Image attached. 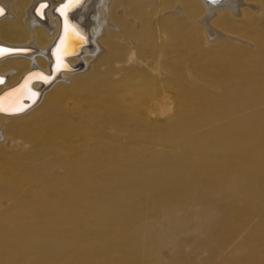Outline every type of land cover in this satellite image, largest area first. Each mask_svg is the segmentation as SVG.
I'll return each instance as SVG.
<instances>
[{"label":"bare ground","instance_id":"bare-ground-1","mask_svg":"<svg viewBox=\"0 0 264 264\" xmlns=\"http://www.w3.org/2000/svg\"><path fill=\"white\" fill-rule=\"evenodd\" d=\"M83 1L85 2L78 0V2L65 8V5L69 4V0H31L23 14L22 21L25 26L19 25L16 28L10 27V29L5 30L4 32V34L8 36L11 34V32L24 35V31L26 32L25 35H28V37L10 42L12 40L7 41L9 39H6L0 35V50H3V54H0V107L4 109V111H0V156L2 155V157L5 159V162L10 163L9 165L6 164V166L9 168L13 165L16 167L18 165L24 164L27 159H30L29 155L20 153L18 149L16 151L13 150V146L16 143L17 145L23 144L25 147L27 146L30 149H38V147L43 143H53L57 145L58 143L62 141L64 142L65 140L73 137V134L75 133L74 131L79 130L80 125L78 124H82V120L85 123H90L93 116L99 119L97 120V123H99L101 126V132L98 135L99 139L101 138L102 140V137L104 139L107 137V139L102 141L101 146H99L100 144L98 145L99 155L97 158H95L94 163L86 168L78 166L77 168L79 171L78 173L76 172L77 175L89 173L90 171L97 170L98 168L100 169V167H102L105 163H114L120 160V157L122 156V149H120L121 144L112 140L113 136H126L127 139L129 138L130 140L134 141L139 140L148 134H152L157 129L168 131L170 125L169 117L172 109L168 91V84L172 79L170 78L172 74L170 69L171 66L173 67V62L169 58L171 51L173 49H177L178 51L184 52L186 49H188V47L191 46V44L193 45V43L199 38L200 30L203 31V28L199 23L203 25L207 37L208 35L210 36V34H216L217 31L210 25L211 19H213L215 16H218L222 19H228L227 27L231 28V26L235 25V23H233L235 19L242 17L241 8L247 6V4H250L247 2V0H194V3L191 1L188 2L190 3V6H188L190 12H185V14H187L186 19L190 18V13H196V15L198 14L197 18L199 17V23H195V26H193L194 33L191 36L184 28V31L180 33L171 30L172 24H170L169 17L171 14L180 15L182 12H184V4L181 5L183 0H178L179 3L176 4L175 9H168L169 7L172 8V6H174L175 0H160V3L159 0H147L148 2L146 3L149 5L154 4L156 6L157 3H159L154 12L157 13V11L160 10L162 19L154 16L153 19L143 21L139 28L137 27L139 23L137 19H134V24H131L130 26L122 25L125 19L122 16H119L120 9L118 8V3H120L119 1L121 0H116V2H113V0ZM81 2L83 3L82 6L79 5ZM0 8L4 10V14L0 15V22L5 18H9L11 20L16 19V14L11 8L10 0H0ZM216 9H220L221 12L216 13ZM136 12L137 11H132L130 14L136 17L139 15V13ZM244 17L247 19H257V25L261 23L254 12H244ZM154 19L156 20L154 21ZM177 24L179 25L180 23L177 22ZM3 27L4 26H1L0 29H3ZM171 34H178L174 43L171 42ZM258 36L260 37L259 50H256L257 53L253 54L251 57H246L245 49L241 47H235L231 42H223L225 44L219 46V48H225V46H234L236 53L227 54L226 56H221L219 54L214 55V58L217 60L222 58L227 59L231 66H233L232 68H226L216 72L214 76L209 78V80L217 87V91L214 95H211L209 92L208 93L210 95L207 94L205 91V86L201 82V80L206 79L205 75L207 73L205 74V71L198 67L194 69L195 74L193 73V75L197 78V86L199 87V92H201L202 96L204 97L205 105L210 106V104H215L219 106V115L226 110L243 106L241 105V101L235 103V98H246L253 96L255 99H264V27L262 29L260 28ZM111 42L115 43L114 46L109 45ZM76 50L79 52L77 55L66 58L63 57L66 54L76 52ZM59 60H61L60 63H62V61H66L69 66L72 67V69L58 73V69L54 70L53 78L50 79L48 75L51 73V63L53 61L58 63ZM81 61L84 62V67L81 68V70H78L76 67ZM36 70L38 72H36ZM247 70L252 71L253 75L247 74ZM150 71L154 75L152 78L150 75H148ZM30 72L31 74H29V77L35 76L39 72L46 75L47 77H43L44 83L36 82L32 84L31 88L27 86L22 88H12ZM11 74L12 76H9ZM178 75V80L180 77L183 78L182 73H179ZM184 86H187V82L184 83ZM32 88L35 89L36 92L33 91ZM25 89H29L30 95H33L31 96L32 98L29 97V102L31 103L35 100L31 107H28L27 103L25 104L23 102L27 101L24 100V97L22 96ZM127 93L130 94L128 99L133 100L132 104L135 107V109L129 112L124 111L123 106L121 105L122 103H125V95ZM70 99L73 100V102L70 103ZM71 105H73V107ZM115 105H118V108H115ZM72 108L73 110H76L74 113L79 114L78 117L75 118L67 113L69 111L71 112ZM101 111H103V113H101ZM257 115H260L258 118L261 119L260 122L259 120L257 121L258 123H253V121H251L252 118L242 122H229L230 124L227 123L225 126L222 125V130L220 127V129L217 131L221 130V132H223L222 134L226 133L224 134L226 137L227 135H230L231 137H237L236 140L239 139L237 141H241V143H243V141L246 143L247 141H251L250 143L253 142L256 145L264 147V111L259 112ZM179 117L178 119H180V121H177L179 122L176 124L177 126L174 124L176 123L175 119L177 117L174 119L172 118V123L174 121L173 125L176 128L179 127L177 129L175 128L176 131L183 130L186 125V120L189 122V118L186 120L184 119L185 122H183V118ZM4 119L12 120V122H10V127L5 126L6 130H3L2 127V121ZM16 119L21 120L15 122ZM21 122H26L23 124L25 127L24 130L13 128L14 124L16 125ZM189 123H187V125ZM198 124L195 125L199 126L200 124ZM126 125H130L131 130L125 129L124 126ZM44 133H47V135H43ZM168 133L166 132L165 134L167 135ZM6 134H8L9 137H5ZM211 134L212 133H210V135L205 134L204 137L209 136L207 139H211ZM233 137L232 139H234ZM196 140L193 139L195 144H197L195 142ZM190 145L192 146V143L187 146ZM247 145H249V143H247ZM216 147L218 150V145ZM220 148L221 147H219V150ZM255 150L257 152L256 148ZM260 153L264 157V149L261 150ZM162 158L163 157H159L157 154H154L150 156V159H148L151 165L150 168H152L156 173L157 170L159 172V175H156L158 178L155 176L156 173L152 174L153 177H156L157 179L154 178V180H151L153 178L150 177V172L148 173L150 175L147 181L141 180V177H145L146 174L144 173L145 175H141L143 173L142 172L140 177V172L138 173V170L140 169L139 164L142 163V161L139 160L132 164L133 167H123V165L119 164V166L115 167L111 171L99 173L93 176V180L79 182L78 186H76V183L74 184L72 180L75 176H77L75 175L72 161H63V163L61 162L63 173H59V175L55 177V180L57 187L59 186L58 184L62 183H66V187L64 189H58V191L54 192V195H50V199L52 198V204L47 205V210L50 213V220L48 224L54 228L57 222L70 220L73 219L74 216L77 217L81 214L85 215L86 222L97 215L101 217V221L102 219H121L124 217L123 214L121 211L113 209V207L115 205H117V207L118 205H123L127 206L129 209V206H140V202L138 203L135 200H137V198H139L141 195H144L143 197H145L148 201L147 202L145 200L148 203H146V205H150L152 201H155L161 196H164L165 200L167 199L168 202L171 201V196L169 197V200L167 196L165 197V195H167L168 189L164 188L166 192L163 190L160 192V188H163V184L169 181L170 186V183H172L171 180H175L174 183L176 184L177 182L181 184V180L178 181V179L182 178L183 181V177H180L179 171L181 173V170L185 169L184 166L190 164L188 162L184 164V162L181 160L180 162L178 161L173 165L175 162L174 159H168V157H165L167 158L166 161V159ZM212 160H214V158H212L210 162ZM219 161L224 163V161L221 159ZM193 165L194 164L191 166L194 168L198 164H195V166ZM191 166L189 167V171ZM209 167L210 166H208V168ZM222 167L225 166L223 165ZM135 168H137V171ZM151 170L149 169V171ZM220 170H222V168ZM201 173L205 176V173ZM220 173L221 172L219 170H215V168H211L210 172L208 169V173L204 179L207 181H212L213 179L211 180L210 178ZM137 175H139L140 178H138ZM178 175L179 178H176ZM186 177L187 182L190 180L189 178L193 179L194 176L191 177L189 174L186 175ZM204 179L203 181H205ZM197 180L199 181V179ZM222 180L224 181L226 179L224 178ZM194 181L195 180L193 179V182ZM200 181L198 183H202V185H204L203 181ZM174 183H172V186ZM189 183L191 184V182ZM195 183L196 185L194 187L197 188V182H194L193 184ZM185 185L183 184L182 187ZM192 185H190L191 188L187 185L186 186L189 188L183 187L186 190L188 189V193L184 189L186 194H189V190L193 187ZM177 186L173 187L175 188ZM182 187H180V189ZM194 187L192 192L193 195H195ZM213 188L215 187L213 186ZM78 189L80 190V195L76 193ZM207 189L208 188H206V190ZM178 190L179 189L177 187L175 192ZM191 191L192 190H190V194ZM211 191H213V189ZM173 192L174 191H172V193ZM175 192L173 193L176 194L175 196H177V194L182 195L183 193L181 190L178 193ZM204 192L206 191L204 190ZM186 194L184 193L182 196H185ZM200 194L198 195L200 196ZM212 195L214 196V192ZM203 196L204 193L201 197L204 199ZM185 197L186 201H188V196ZM210 198L211 196H209V199ZM178 199L179 201L182 200L181 197L178 198L177 196V200ZM165 200H163V202H165ZM184 202L185 201L182 200L179 204ZM104 206L109 207L107 208L108 210H105V208H103ZM124 208L126 209V207ZM231 209L233 210L234 208ZM231 209L230 212L232 211ZM65 210H72V215L62 217L61 214L63 211L65 212ZM39 211L40 210L36 207V204L35 207L28 206L27 209L26 206L23 207L24 214H36ZM124 215L126 216L125 213ZM128 217L131 216L129 215ZM243 217L245 218V215ZM231 218L229 219L231 220ZM127 220L130 219L128 218ZM18 224L19 223H16L15 230H17V227L21 228L22 230L18 231L17 233H15L16 231L14 233H10L11 231L8 229L4 230L2 235H0V243L5 242L11 244H21L19 247L20 250L15 248V250L18 252H13L12 250L11 252H13V254L11 253L7 255L6 259H4L6 252H4L3 248L0 246V262H10L8 259L12 258L15 255L14 253L18 254L17 257L19 258L17 260L20 262L21 260L26 259L28 256V251L26 248H28V246H33L34 249V240H36L35 236L38 235L39 229L45 223L42 222L41 218H39V220L25 223L23 227L19 226ZM261 228H264V226ZM49 232L50 233H47V236H45L46 234L37 236L40 237V239L44 238L43 245L46 243L48 245H58V247L52 246L55 247V250L53 249V252H56L54 255L56 254L60 256L58 261L55 260V258L53 259L55 261H52V259L50 260V249H48V252L45 246H43L42 249V245L40 246V243L39 246L37 245V249L41 248V250L45 251V253L43 251V253H40L41 250H39L40 255L46 253V255L50 254L48 257L43 255L46 261H48V264H90L92 262H90V255L93 256L94 253L99 256L103 255L116 264H138L137 260L139 259V254L136 253L137 250L134 248L129 249L126 241L123 238L116 240L114 239L115 241L108 242L106 244L102 243V239L105 238V236L111 234L110 229L102 228L100 232L98 231V233H96L97 237H93L88 243L81 244L75 240V237H70L68 241L65 243L63 242L64 244H62L61 247L59 245L61 244L59 239L61 238L63 241L64 237L62 238L61 236L59 238L57 237V234V236L55 234L51 235L53 234V230ZM27 237L35 238L28 239ZM107 238L110 239L109 237ZM37 241L39 242V240ZM117 247H124L126 251L123 254H118L116 253L117 250L115 252ZM39 253L38 255L33 254V256L35 255L34 259L37 264H40L41 262L43 263L45 261H40L44 258H42V256L40 257ZM15 262L18 263V261Z\"/></svg>","mask_w":264,"mask_h":264},{"label":"rangeland","instance_id":"rangeland-1","mask_svg":"<svg viewBox=\"0 0 264 264\" xmlns=\"http://www.w3.org/2000/svg\"><path fill=\"white\" fill-rule=\"evenodd\" d=\"M10 1L11 8L16 14V19L11 20L9 18H5L4 20H2L0 22V27H4L3 29H0V35L6 39H9L7 41L12 40L10 42H13L18 39H25L28 37V35H25L26 32L23 31L24 35L11 32V34L6 36L4 32L5 30L10 29V27L16 28L19 25L25 26L22 21L23 14L26 11L31 0ZM190 1L194 3V0H183L181 5L184 4V12H182L180 15L171 14L169 19L170 24H172L171 30L180 33L185 29L192 36L194 33L193 26H195V23H199V17L197 18L198 14L196 15V13H190V18L186 19L187 14H185V12H190L188 8V6H190V3L188 2ZM82 2L85 1L82 0ZM82 2L79 5L82 6ZM113 2H116V0H113ZM119 2V16H122L125 19L122 25L130 26L131 24H134V19H137L139 22L137 27L139 28L143 21L153 19L154 16L162 19L160 10L157 11V13L154 12L156 7L160 3V0L156 6L154 4L149 5L148 3H146L148 2L147 0H121ZM247 2L250 4H247V6L241 8L242 17L239 19H235V21L233 22L235 23V25L231 26V28L227 27L228 19H222L218 16H215L213 17V19H211L210 25L217 31L216 34H210V36L208 35L207 37L203 25L199 23L202 26L203 31L200 30L198 40L195 41L193 45L191 44V46L188 47V49H186L184 52L178 51L177 49H173L171 51L169 58L173 62V67L171 66L170 69L172 73L170 78L172 79L168 84V91L172 109L169 117V124L171 125V127L169 125L168 131L157 129L152 134H148L147 136L134 141L130 140L129 138L127 139L126 136H113L112 140L121 144L120 149H122V156L120 157V160L114 163H105L102 167H100V169L98 168L97 170L90 171L89 173L81 175L76 174V172L78 173L79 171L77 167L79 166L86 168L92 165L95 161V158H97V156L99 155V146H101L103 140L107 139V137H105V139L102 137V140L101 138L99 139L98 135L101 132V126L99 125V123H97V120L99 119L95 116L92 117L90 123H85L82 120V124H78L80 125L79 130L74 131L75 133L73 134V137L65 140L64 142L62 141L57 145L53 143H43V146L40 145V148L38 147V149H30L27 146L25 147L23 144L17 145L16 143L13 146V150L16 151L18 149L20 153L29 155L30 159H27L24 164L18 165L16 167H14L13 165L9 168L6 166V164L9 165L10 163L5 162V159L2 157V155L0 156V235H2V232L6 229L10 230V233H14L15 231V233H17L18 231L22 230L18 227L17 230H15L16 223H19L18 225L23 227L25 223L39 220V218H41L42 222L45 223L39 229L38 235L35 236L36 238L33 237L36 239L34 240V249L36 250L33 249V246H28L29 249L26 248L28 251V256L26 259H23L20 262L19 260H17L19 258L17 257L18 254L14 253L15 255L10 258L11 260L8 259V261H10L11 263L1 261L0 264H16L17 262L15 261H18L17 264H37L34 259L35 255L33 256V254L38 255L39 250H41V248L43 249V246H45L47 251L48 249H50L51 251V255L49 254L50 256L46 255L47 253L43 255L47 257L49 256L50 260L52 259V261H58L60 259V256L56 254L54 255V253L56 252H53L55 250L54 248L58 247V245H48L47 243L43 245L44 238L40 239V237L37 236H40L41 234H46L45 236H47L50 233L49 231L53 230V234L51 235L57 234V237L60 238L62 236V238L64 237L65 239H63V241L61 240V238L59 239V242L61 241V244H59L61 247V245L68 241L70 237H75V240H77L78 243H88L93 237H97L96 233H98V231L100 232L102 228L110 229L111 232V234L109 233L110 235L105 236V238L109 237L110 239L103 238L102 243L106 244L108 242L115 241L116 239L123 238L126 241L129 249L134 248L137 250L136 253L139 254V259L137 260L138 264H264V228H261L264 226V157L260 153V151L263 150L264 147L256 145L253 142L250 143L251 141H247L249 145H247V143L244 141L243 143H241V141H237L239 139L236 140L237 137L232 136L234 138L232 139L230 135L229 136L231 138L227 135V137L229 138L228 139L226 135L224 136V134L226 133L222 134L223 132H221L223 128L221 126H225L227 125V123L230 124L237 121L242 122L251 118V121H253V123H256L258 120L260 122L261 119L258 118V116L260 115L257 114L261 111H264V99H255L253 98V96L246 98H235V103L241 101V105L243 106L226 110L219 115V106L215 104H210V106L205 105L204 97L202 96L201 92H199V87L197 86V78L193 75V73L195 74L194 69L197 67L204 70L205 74L207 73L205 75L206 79L201 80V82L205 86L206 93L214 95L217 91V87L209 80V78L214 76L216 72L233 67L227 59L222 58L217 60L216 58H214V55L219 54L221 56H226L227 54H235V47H241L245 49L246 57H251L253 54L257 53L256 50L258 51L260 46V37L258 36L259 30L260 28L262 29L264 27V0H247ZM177 3H179V1L175 0L174 6H172V8L169 7L168 9H175ZM132 11H137L136 13H139V15L136 17L132 16L130 14ZM247 11H250L252 13L254 12L261 23L257 25V19H247L246 17H244V12L247 13ZM218 12H221L220 9H216V13ZM155 20L156 19H154V21ZM177 22L180 24L178 25ZM176 36H178V34H171L172 43L175 42ZM223 42H231L235 47L225 46V48H219L220 45L225 44ZM114 44V42L109 43L110 46H114ZM246 49L248 50V52ZM83 67L84 62L81 61L80 63H78V66L76 68L78 70H81V68ZM177 69L179 72L177 71ZM176 72L178 74H183L182 77L184 78V81L181 77L179 80L177 79L179 78V75ZM247 74L253 75V72L247 70ZM148 75H150L151 78L154 77L151 71ZM9 76H12V74ZM185 82H187L186 87L184 86ZM125 96V103L121 104L123 106V110L126 112L132 111L133 109H135L134 105L132 104L133 100L128 99V96H130L129 93H127ZM69 102L71 103L73 102V100L70 99ZM71 106L73 107V105ZM116 107L118 108V105H115V108ZM74 112H76V110H73L72 108L71 112L69 111L67 113L75 118L78 117L79 114ZM101 113H103V111H101ZM178 117L183 118L182 121L189 118L188 120L190 122L189 123L186 120L185 124H189L187 125V127L185 125L186 128L184 127L185 129L183 128V130L181 131H176V127L173 125L174 121L172 123V120L174 118L178 119ZM176 119V123H174L175 125L179 123L177 121H180V119ZM19 120L21 119H16L15 122ZM185 120L183 122H185ZM2 122L3 130H6L5 126L10 127V122H12V120L4 119ZM24 123L26 122H21L16 125L14 124L13 128L24 130ZM195 124H198L199 126H196ZM220 127L221 130L217 131L218 129H220ZM124 128L131 130L130 125H126L124 126ZM166 132L169 133L166 135ZM210 133H212L211 139H207V137L209 138V136L204 137L205 134L210 135ZM43 135H47V133H44ZM201 136L203 137V139ZM5 137H9V135L6 134ZM193 139H197L195 141L197 144L194 143ZM188 143H192L193 147L191 145L187 146L189 145ZM217 145L218 150L216 147ZM219 147H221L220 150ZM255 148L257 149L258 153L256 152ZM235 149L237 150V152ZM154 154H157L159 157H163L164 159H166V161L167 158L165 157H168V159H174L175 162L173 163V165L178 161L180 162L181 160L182 162H184V164H186L187 162L190 164H187V167L184 166L185 171L181 170V173L179 171L180 177H183V181L182 178L178 179V181L181 180V184H179V182H177L176 184L174 183L175 180H171L172 183H174L173 186H177L179 184L177 186L179 189L177 192H175L177 187L174 188L172 186V183H170L169 186L170 181L165 182L163 184L164 187L160 188V192H162V190L166 192L165 189H168L167 191L169 193L167 192V195H165V197L167 196L169 200V197L171 196L170 199H172V202L169 201V203L167 199L165 200L164 196H161V199L158 198L155 201H152L153 203L149 200L151 202L150 205H153L152 208L150 205H146L148 201L145 197H143L144 195H141L142 197L140 196L139 198L141 200L143 198V204L139 198L135 200L138 203L140 202V206H129V209L127 206L123 205H118V207L117 205H115L116 207H113V209L121 211L124 216L121 219H102L101 221V217L97 215L96 217H92L93 219L91 218L86 222L85 215L81 214L77 217L74 216V221L73 219H70L57 222L54 228L50 224H48L50 220V213L47 210V205L52 204V198L50 199V195H54V192L58 191V189L60 190L66 187V183L58 184L59 186L57 187V183L55 180V177H57L59 173H63L61 162L63 163V161H72L75 175H77L72 180L74 184L76 183V186L79 185V182L93 180V176L99 173L113 170L115 167L119 166V164L123 165V167H133L132 164L139 160H141L142 163L139 164V168L141 170L137 167L139 169L138 173L140 172L139 175L142 172L143 173L141 175L146 174L145 177L143 176L144 178L141 177V175L140 177L141 180L147 181L150 174L152 175L153 173H156L152 168H150L151 165L148 160L150 159V156ZM212 158H214V160L210 162ZM220 159L224 161V163L220 162ZM192 164H194L193 166H195V164L198 165L193 168L191 166ZM221 164L225 167H222ZM190 166L191 168L189 171ZM208 166L210 167L208 168ZM137 168H135L136 171ZM211 168H215V170H219L221 172L220 174L210 178L211 180L213 179L215 183L213 180L212 182L210 180L207 181L206 179H204V177L208 173V169L210 172ZM221 168L222 170H220ZM149 169H152L153 171H149ZM201 172L205 173V176ZM188 173L191 177L194 176V182H197V186L200 188L194 187L196 183L193 184L194 182L192 178H189L190 180H188L189 182H191V184L188 181L186 182V175H189ZM157 174L159 175L158 170L155 176ZM139 175H137L138 178H140ZM151 175L150 177L153 178H150L151 180H154V178L157 177H153V175ZM179 175L176 176V178H179ZM222 177H224L226 180L223 181L222 179L224 178ZM197 179H199V181H203L204 179L206 182L203 181L204 185H202V183H198L199 181ZM217 181L222 182L218 183ZM187 183H189L190 185L193 184L192 186L196 190H194V194L197 196L193 195L192 193L193 187L192 189H190L192 190L191 194L190 190L189 194H186L185 191H187L188 189L186 190L183 187L189 186L191 188V186ZM183 184H186L187 186L185 185L182 187ZM213 186L215 188H213ZM180 187H182L183 189H180ZM170 188H173L174 190ZM206 188L208 189L206 190ZM212 189L213 191H211ZM78 190L76 193L80 195V190ZM180 190L181 192H183L182 195H184L185 193V196H188L187 200L189 199L188 201H186L185 196L177 194L178 198L181 197V199L185 201L182 204H179L182 200H177V196H175L176 194H173L174 192L178 193ZM204 190L206 192H204ZM172 191L174 192L172 193ZM213 192L214 196L216 194L219 196L216 195L214 197L212 195ZM203 193L204 199L201 198ZM198 194H200V196ZM209 196H211L210 199ZM163 200H165V202H163ZM156 202L159 204H157ZM154 203L156 206L154 205ZM35 204L36 207L40 210L39 212H37L36 214L23 213L24 206H26L27 209L28 206L35 207ZM124 207H126V209ZM103 208H105V210H108L107 208L109 207L104 206ZM231 208L234 209L232 210ZM230 209L235 212H230ZM135 211L136 213H138L136 214ZM71 213L72 210H65V212L63 211L61 215L62 217H66L67 215H72ZM124 213L126 214V216L124 215ZM128 214L131 217H128ZM244 215L245 218L243 217ZM229 216H231L232 218ZM128 218L130 220H127ZM229 218H231V220ZM129 236L131 239L129 238ZM27 238L33 239L32 237ZM132 239L136 241H133ZM37 240H39V242ZM39 243L40 246L42 245V247L37 249ZM18 245V243H0L1 248H3L4 252H6V256L4 259H6L7 255L11 253L13 254V252L16 251L15 248L20 250L19 247L21 246V244L19 246ZM124 249V247H117L115 249V252L117 250L116 253L123 254L126 251V249ZM12 250L13 252H11ZM33 250L35 251V253ZM42 251L43 250H41L40 253H45V251ZM43 255L41 254L40 257L42 256V258H44ZM96 255V253L93 254L94 257L90 255V262L92 261V264H116L103 255ZM54 258L55 260H53ZM43 260L45 261L43 263L41 262L40 264H48V261H46L45 258L41 259L40 261Z\"/></svg>","mask_w":264,"mask_h":264},{"label":"water","instance_id":"water-1","mask_svg":"<svg viewBox=\"0 0 264 264\" xmlns=\"http://www.w3.org/2000/svg\"><path fill=\"white\" fill-rule=\"evenodd\" d=\"M6 48V47H5ZM79 52H78V50H76V52H73V53H69V54H66V55H64L63 57L64 58H66V57H70V56H74V55H77ZM60 61L61 60H59L58 61V63H56V62H52L51 63V73L48 75V77L50 78V79H52L53 78V74H54V70H57L58 69V71H57V73L58 72H61V71H69V70H71L72 69V67L71 66H69V64L65 61V62H63L62 61V63H60ZM60 63V64H59ZM36 72H38V71H36ZM29 74H31V72L30 73H28L27 75H25L20 81H19V83L17 84V85H14L12 88H17V87H19V88H22V87H24V86H27V87H30L31 88V86H32V84H34V83H36V82H42V83H44V81H43V77H47L46 75H44L43 73H41V72H39L37 75H35V76H30L29 77ZM0 82H1V80H0ZM24 84V85H23ZM12 88H10V89H12ZM18 88V89H19ZM33 89V88H32ZM9 90V89H8ZM7 91V90H6ZM33 91H35L36 92V90L35 89H33ZM24 98V100H27V101H23L25 104L27 103V105H28V107L29 106H31L33 103H34V101L33 102H29L30 101V98L29 97H31V96H33V95H30V93H29V89H25L24 90V93H23V95H22ZM32 98V97H31ZM35 98V97H34ZM33 98V99H34ZM32 99V100H33ZM15 113V112H14Z\"/></svg>","mask_w":264,"mask_h":264},{"label":"snow or ice","instance_id":"snow-or-ice-1","mask_svg":"<svg viewBox=\"0 0 264 264\" xmlns=\"http://www.w3.org/2000/svg\"><path fill=\"white\" fill-rule=\"evenodd\" d=\"M78 2V0H69V4L65 5V8H67L69 5H72L74 3ZM4 14V10L0 8V15ZM0 54H3V50H0ZM0 111H4L2 107H0Z\"/></svg>","mask_w":264,"mask_h":264}]
</instances>
